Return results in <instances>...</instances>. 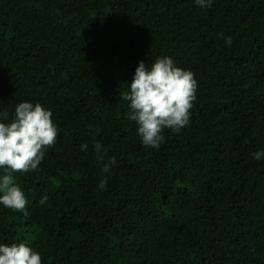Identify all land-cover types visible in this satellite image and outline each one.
Returning <instances> with one entry per match:
<instances>
[{
	"label": "trees",
	"instance_id": "16d2710c",
	"mask_svg": "<svg viewBox=\"0 0 264 264\" xmlns=\"http://www.w3.org/2000/svg\"><path fill=\"white\" fill-rule=\"evenodd\" d=\"M164 55L198 87L189 124L154 149L121 93ZM23 100L59 133L41 171L15 173L28 215L0 206V242L42 264H264V0H0V111Z\"/></svg>",
	"mask_w": 264,
	"mask_h": 264
},
{
	"label": "clouds",
	"instance_id": "9594fccd",
	"mask_svg": "<svg viewBox=\"0 0 264 264\" xmlns=\"http://www.w3.org/2000/svg\"><path fill=\"white\" fill-rule=\"evenodd\" d=\"M200 8L211 7L213 0H194ZM223 35V34H221ZM228 45L231 37H224ZM121 99L127 102L128 120L135 122L136 133L142 145L159 149L165 141V129L178 134L190 122L193 102L198 87L194 73L180 67L171 56H158L150 65L138 62ZM53 113L39 101L23 100L17 103L8 119L0 111V206L28 215V200L24 190L15 182V173L41 171L46 151L57 140L59 129L52 119ZM87 142L80 144L87 151ZM96 161L101 173L107 174L117 164L115 156H108L103 145L94 144ZM255 160H264V149L252 153ZM107 176L99 180L98 188L104 190ZM47 195L38 201L45 205ZM0 264H42L39 251L24 242H0Z\"/></svg>",
	"mask_w": 264,
	"mask_h": 264
}]
</instances>
